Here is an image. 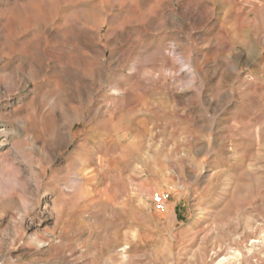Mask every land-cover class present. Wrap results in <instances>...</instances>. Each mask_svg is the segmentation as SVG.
<instances>
[{"label": "rangeland", "instance_id": "rangeland-1", "mask_svg": "<svg viewBox=\"0 0 264 264\" xmlns=\"http://www.w3.org/2000/svg\"><path fill=\"white\" fill-rule=\"evenodd\" d=\"M0 264H264V0H0Z\"/></svg>", "mask_w": 264, "mask_h": 264}, {"label": "built area", "instance_id": "built-area-1", "mask_svg": "<svg viewBox=\"0 0 264 264\" xmlns=\"http://www.w3.org/2000/svg\"><path fill=\"white\" fill-rule=\"evenodd\" d=\"M157 197H158V201L163 204L164 203V196L158 195Z\"/></svg>", "mask_w": 264, "mask_h": 264}]
</instances>
